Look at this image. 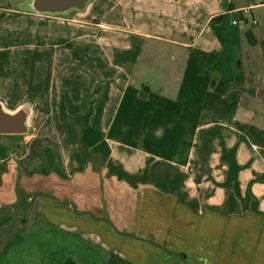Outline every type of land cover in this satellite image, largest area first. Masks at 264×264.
<instances>
[{"label": "crops", "instance_id": "0c3cea01", "mask_svg": "<svg viewBox=\"0 0 264 264\" xmlns=\"http://www.w3.org/2000/svg\"><path fill=\"white\" fill-rule=\"evenodd\" d=\"M74 11L13 14L40 19L22 31L39 54L20 70L13 56L0 62V100L29 102L31 122L40 118L38 157L19 161L39 191L28 190L26 219L0 222V264H264V87L244 61L252 31L219 30L222 21L201 48L173 40L189 55L164 91L136 80L142 46L108 44L118 26ZM12 144L0 141V181Z\"/></svg>", "mask_w": 264, "mask_h": 264}, {"label": "rangeland", "instance_id": "374dc122", "mask_svg": "<svg viewBox=\"0 0 264 264\" xmlns=\"http://www.w3.org/2000/svg\"><path fill=\"white\" fill-rule=\"evenodd\" d=\"M31 1L0 0V47L5 50L0 52L1 63L3 62V57L13 56L17 67L23 60L26 61L33 52L39 54V50L25 46L26 43L32 42L33 39L27 38L22 31L29 24L33 28H37L38 26L35 25H39L40 19L25 15H13L18 13V11L33 12L29 7ZM233 4L236 6H252L248 9L254 12V17L251 14L248 15V25L234 23V19L239 20L241 18L242 12H233L231 9ZM7 9L12 11L13 14L11 13L12 15L4 19V14L9 13ZM74 12L84 14L90 19L101 20L118 26L117 29L108 31L109 33L106 35L108 44L142 46L145 52H143L142 60L139 63V73L136 80L139 82L142 75L145 78L149 77L152 81H155L154 84H149L150 87L163 89L164 91H167L171 85L162 80L169 73L172 76L171 73L175 68L179 72V66L187 61L189 55L188 49L179 51V46L175 45L172 42L173 40L194 41L197 39L199 41L197 47L201 48L208 37L206 30H211V28L216 27L222 21L219 30L230 31L245 26L244 33L246 30H251L253 33V43H248L247 45L252 58L247 59V53L244 56V61L250 62L255 71H259L261 68L262 72L257 74L255 81L257 82L256 85L260 84L262 85L261 87H264V48L261 42L264 39V0H91L85 10ZM217 14L226 15L221 22L212 23L209 17ZM5 22H7V25H4ZM7 28H9L8 31ZM7 32L10 33L8 38L5 37L8 35ZM35 41L39 42L38 40ZM6 46H12L15 49L12 50V47ZM37 46H39L38 43ZM49 51L52 52V49L49 48ZM18 70L20 69L18 68ZM258 101L264 109V102L261 99ZM259 119L264 122V117ZM31 126L36 128L35 136L32 138L27 134L18 136L16 139H13V137H0V141L5 142L6 145L13 146V140L19 143L18 149H15L14 152L10 153V150L6 152V156H8V152L12 154V157L9 155V160L13 158L16 162H8L7 158L6 173L1 175L0 208L2 211L4 206L10 207L18 200L19 189L27 193H30L28 190L35 189L36 192L32 193L38 194L39 188L34 185L28 189L31 181L28 182V180L23 178L24 171L19 164V161L28 164L33 158L36 160V157H38V152H35L34 145L38 142L42 133L40 132V118H35L34 122H31ZM9 163L12 164L8 165ZM26 213H29V210L28 212H21L22 215ZM7 221V212L0 211V222Z\"/></svg>", "mask_w": 264, "mask_h": 264}, {"label": "water", "instance_id": "95a60500", "mask_svg": "<svg viewBox=\"0 0 264 264\" xmlns=\"http://www.w3.org/2000/svg\"><path fill=\"white\" fill-rule=\"evenodd\" d=\"M91 0H32L29 7L37 14H66L70 10H85ZM31 12V11H30ZM32 105L27 102L9 110L0 100V135H25L32 131Z\"/></svg>", "mask_w": 264, "mask_h": 264}, {"label": "trees", "instance_id": "16d2710c", "mask_svg": "<svg viewBox=\"0 0 264 264\" xmlns=\"http://www.w3.org/2000/svg\"><path fill=\"white\" fill-rule=\"evenodd\" d=\"M231 9H233V5H231ZM224 16H225V14H218L211 19V22L212 23H219L224 19ZM247 35H248L249 40L252 42L253 40L251 38V35H249L248 33H247ZM261 42H262V46L264 48V40H262ZM10 136H14V135H10ZM18 192H19L18 200L14 204H12V206H10V207L4 206L3 211L0 208V211L1 212L5 211V212H7V214H13L15 216V218H17V219L20 218V220H24V219H26L25 215H22L21 212H23V211L28 212V207L30 205L29 197H31L32 194L24 192V190H22V189H19ZM20 215H22V216H20ZM4 231H7V230H2L0 232V237L2 235V232L4 233Z\"/></svg>", "mask_w": 264, "mask_h": 264}, {"label": "built area", "instance_id": "2783aa9c", "mask_svg": "<svg viewBox=\"0 0 264 264\" xmlns=\"http://www.w3.org/2000/svg\"><path fill=\"white\" fill-rule=\"evenodd\" d=\"M242 12H243V15H242L243 17L240 18L239 20H235L234 23H244V22H247V17H248V15L251 14V10L249 11V9L247 8V9H243ZM254 22H256V21H254Z\"/></svg>", "mask_w": 264, "mask_h": 264}]
</instances>
